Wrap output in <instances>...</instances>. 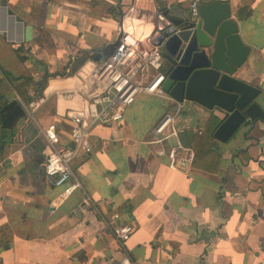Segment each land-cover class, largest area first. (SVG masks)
<instances>
[{
    "label": "crops",
    "instance_id": "1",
    "mask_svg": "<svg viewBox=\"0 0 264 264\" xmlns=\"http://www.w3.org/2000/svg\"><path fill=\"white\" fill-rule=\"evenodd\" d=\"M189 1L5 0L0 6V118L7 124L0 129V264H264V120L244 124L226 143L199 139L210 118L218 127L223 115L203 112L191 129L180 124L178 140L196 159L188 172L171 171L165 155L173 140L151 142L174 103L139 95L118 124L94 127L92 153L73 161L82 192L61 202L60 190L45 181L39 127L54 123L67 141L64 114L80 105V98L62 94L77 92L121 31L147 49L156 15L185 12ZM213 2L229 5L251 48L237 78L261 90L257 104L264 112V0L202 4ZM45 73L58 75L31 100L43 99L35 122L26 113L9 121L5 107L29 104L25 98L35 95ZM85 197L98 213L83 206ZM99 214L111 226L133 228L123 246Z\"/></svg>",
    "mask_w": 264,
    "mask_h": 264
},
{
    "label": "built area",
    "instance_id": "2",
    "mask_svg": "<svg viewBox=\"0 0 264 264\" xmlns=\"http://www.w3.org/2000/svg\"><path fill=\"white\" fill-rule=\"evenodd\" d=\"M203 0H190L188 14L193 20L198 19V7ZM142 47L132 34L121 31L117 39L104 51L101 60L92 64L82 79L77 92L63 93L65 100L80 98L77 108L69 109L64 116L70 123L68 140L62 141L54 123L44 128L39 127L47 148L44 161L46 183L59 189V201L68 199L75 191L83 188L72 170L73 161L80 156L92 153L91 131L98 125L112 126L123 119L126 110L139 95L165 98L174 103V110L165 114L152 131V144L164 145L173 140L166 152L167 166L171 171L188 172L195 155L178 140L181 132V112L186 102L178 103L163 90L165 81L163 58L159 47ZM43 99L21 104L28 117L35 122L34 111ZM198 134L202 131L198 130ZM83 206L98 213L96 206L85 197ZM117 243L123 246L131 237L133 228L128 225L111 226L99 214ZM113 219H118L117 215ZM121 264H129L125 259Z\"/></svg>",
    "mask_w": 264,
    "mask_h": 264
},
{
    "label": "water",
    "instance_id": "3",
    "mask_svg": "<svg viewBox=\"0 0 264 264\" xmlns=\"http://www.w3.org/2000/svg\"><path fill=\"white\" fill-rule=\"evenodd\" d=\"M0 6H6L5 0H0ZM32 35L33 28L28 26L24 31L26 43L31 42ZM149 42L159 47L163 58L164 92L178 103L186 102L181 125L193 128L203 112L223 115L213 138L226 143L244 124L264 120L257 104L261 90L237 78L251 48L243 42L228 4L199 5L197 20L187 11H160ZM100 58L97 55L94 60ZM5 110L10 111L9 121L25 113L15 101Z\"/></svg>",
    "mask_w": 264,
    "mask_h": 264
},
{
    "label": "trees",
    "instance_id": "4",
    "mask_svg": "<svg viewBox=\"0 0 264 264\" xmlns=\"http://www.w3.org/2000/svg\"><path fill=\"white\" fill-rule=\"evenodd\" d=\"M58 74H52V75H50V74H47V73H45L44 74V76H43V78H42V81H40V82H38V83H35L34 84V86L37 88V92L35 93V96H33L32 98L30 97H28V98H25L26 99V101L27 102H31V100L32 99H34V98H39V97H41V95H42V92H43V90L45 89V87H46V84H47V80L49 79V78H51V77H55V76H57ZM27 83L28 84H30L31 83V80H27ZM2 100V98L0 97V101ZM6 123L0 118V129H1V133L3 132H5V127H6ZM217 125H218V123H217V121L215 122L214 121V117H211L210 118V120H209V122L207 123V125H206V128H205V130L203 131V133H202V137L201 138H199L200 140H202V139H204V138H207L210 142H212L213 141V133H214V131H215V128L217 127ZM1 141H2V138L0 137V143H1ZM195 157H196V153H195ZM196 158H194V160H195ZM195 161H193V163H194Z\"/></svg>",
    "mask_w": 264,
    "mask_h": 264
},
{
    "label": "rangeland",
    "instance_id": "5",
    "mask_svg": "<svg viewBox=\"0 0 264 264\" xmlns=\"http://www.w3.org/2000/svg\"><path fill=\"white\" fill-rule=\"evenodd\" d=\"M25 85H28V86H25V87H24V90H26V89H27L26 87H29L30 84L26 83ZM33 89H34V92L36 93V92H37V88L34 86ZM26 92H27V91H26ZM34 96H35V95H34Z\"/></svg>",
    "mask_w": 264,
    "mask_h": 264
},
{
    "label": "bare ground",
    "instance_id": "6",
    "mask_svg": "<svg viewBox=\"0 0 264 264\" xmlns=\"http://www.w3.org/2000/svg\"><path fill=\"white\" fill-rule=\"evenodd\" d=\"M88 68V67H87ZM84 70V69H83ZM81 73H82V71H81ZM50 90V89H49Z\"/></svg>",
    "mask_w": 264,
    "mask_h": 264
}]
</instances>
